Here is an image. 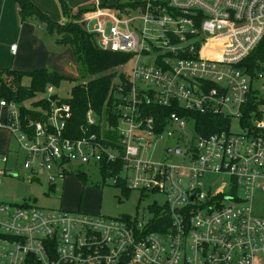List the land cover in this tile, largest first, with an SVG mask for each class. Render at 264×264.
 Segmentation results:
<instances>
[{"label":"built area","instance_id":"1","mask_svg":"<svg viewBox=\"0 0 264 264\" xmlns=\"http://www.w3.org/2000/svg\"><path fill=\"white\" fill-rule=\"evenodd\" d=\"M127 4L106 10L97 3L77 21H94L98 46L129 55L131 64L125 81H116L109 113L88 109L79 135L68 134L67 104H52L44 123L23 131L17 106L0 91V111L15 109L4 127L19 144L12 164L0 154V182L16 177L17 168L39 182L44 170L53 187L72 165H94L114 185L164 202L141 218L0 202V264H264V216L253 210L256 191L264 193V103L256 104L264 101L257 89L264 0ZM257 51L260 58L248 65ZM53 94L49 87L46 99ZM159 108L172 111L160 115ZM190 114L221 118L224 128L199 134ZM233 123L238 133H231ZM166 139L176 145L164 154L179 162L153 157ZM210 176L219 180L206 186ZM221 184L227 192L216 189Z\"/></svg>","mask_w":264,"mask_h":264},{"label":"rangeland","instance_id":"2","mask_svg":"<svg viewBox=\"0 0 264 264\" xmlns=\"http://www.w3.org/2000/svg\"><path fill=\"white\" fill-rule=\"evenodd\" d=\"M2 0H0V4ZM13 1V0H12ZM37 8L45 14L52 22L64 25L67 16L63 14L62 3L72 13L80 8L96 7L97 3L108 7L126 4L128 0H31ZM99 6V5H98ZM13 8L14 5H13ZM17 13V12H16ZM86 15L82 14L80 19ZM66 18V19H65ZM79 20V19H78ZM16 24L10 25L9 30L0 28V70H16L31 72L40 69H47L62 77L74 79L78 83V70L74 64L72 51L69 46L57 44L59 38L56 33H49L46 24L38 19H31L21 23L18 13ZM94 21L87 24L90 31ZM152 26V25H150ZM14 45L17 54L12 57L9 48ZM130 63H127L124 72L130 70ZM122 71V69H121ZM264 79L257 85V89L264 97ZM29 84L28 79L23 80V85ZM72 84L64 83L54 93L59 99L70 97ZM15 113V109H4L0 111V153L8 156L9 163L16 160L15 153L19 151V144L14 136L4 127L5 118ZM235 123L231 127V133H238ZM176 142L166 139L158 144L152 151L153 157L179 162L180 156L165 155L167 147H175ZM24 155L20 153L17 158V165H22ZM72 173L66 175L63 181L55 183L53 187L46 179V172L40 171L37 176L39 182H29L30 174L22 168L16 169V177L6 176L0 182V202L21 205L24 202H34L41 209L47 211H69L80 212L88 215H102L109 218L120 216L146 217L148 207L152 203L162 204L164 198L159 194L140 193L129 190L124 193L122 188L114 185L113 181L102 177L94 165L71 166ZM82 175V177H79ZM212 185L219 180L217 176L207 177ZM228 183V181H226ZM217 186V185H216ZM215 186V187H216ZM223 192H227L225 184L218 186ZM253 203V210L259 216H264V193L256 191Z\"/></svg>","mask_w":264,"mask_h":264},{"label":"trees","instance_id":"3","mask_svg":"<svg viewBox=\"0 0 264 264\" xmlns=\"http://www.w3.org/2000/svg\"><path fill=\"white\" fill-rule=\"evenodd\" d=\"M14 1L21 23L31 19H38L46 24L49 33L58 35L57 44L70 47L74 64L78 70V83H75L72 78L59 76L47 69L31 72L12 69L0 70L1 96L6 101L13 102L17 106L21 129L29 133H32L35 123H44L46 121V113L50 111L52 104L69 105L72 117L68 122V129L72 130L68 134L77 136L79 135L78 128L83 123L84 114L88 109L94 110L98 116H101L102 111L105 110L109 113L112 108L116 81H125L123 70L129 62L130 56L102 50L98 46L97 35L89 31L82 23H77L82 14L95 12V5L93 7L80 8L74 14L62 3L63 14L69 17L71 22L59 25L43 14L31 0ZM98 5L100 9H107L108 7L105 3ZM128 7L129 5L126 3L110 8L124 10ZM257 58H260L259 51L251 56L248 60V65L254 64ZM24 79L29 81L27 86L23 85ZM64 83L72 84L69 98L59 99L54 93L49 100L46 99L45 95L49 87L58 89ZM260 103H264V101H259L256 104ZM155 111H158L160 115H165V113L172 110L159 108L155 109ZM190 116L195 121V130L199 134L208 135L224 128L225 121L221 118L195 114H190ZM247 116L246 110L244 121L247 120ZM107 176H109L108 173ZM79 177H82V175ZM117 186L121 187L124 193H128L123 182L118 183ZM148 209L158 212L153 204Z\"/></svg>","mask_w":264,"mask_h":264},{"label":"crops","instance_id":"4","mask_svg":"<svg viewBox=\"0 0 264 264\" xmlns=\"http://www.w3.org/2000/svg\"><path fill=\"white\" fill-rule=\"evenodd\" d=\"M0 4V28H4L5 30L10 29V25L16 24V16H17V7L15 1L13 0H2ZM100 4V3H98ZM13 5L15 8H13ZM107 10V9H106ZM66 19V18H65ZM69 17L66 19V23L68 22ZM81 20V19H80ZM84 25V23H83ZM87 26V25H86ZM12 46V45H11ZM10 46V47H11ZM17 48L15 54H12L9 48V54L14 57L17 54ZM16 71V70H15ZM2 154V153H0Z\"/></svg>","mask_w":264,"mask_h":264},{"label":"water","instance_id":"5","mask_svg":"<svg viewBox=\"0 0 264 264\" xmlns=\"http://www.w3.org/2000/svg\"><path fill=\"white\" fill-rule=\"evenodd\" d=\"M179 150H180V148L177 147V148L175 149V154L179 153ZM169 152H170V149H167V150H166V153H169ZM12 176H13V175H12ZM129 257H130V255H129V252H128L127 256H126L125 259H124V262H127V261L129 260ZM121 264H124V263H121Z\"/></svg>","mask_w":264,"mask_h":264}]
</instances>
